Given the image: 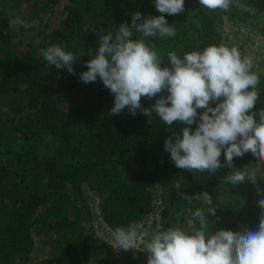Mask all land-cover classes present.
<instances>
[{"label": "trees", "instance_id": "trees-1", "mask_svg": "<svg viewBox=\"0 0 264 264\" xmlns=\"http://www.w3.org/2000/svg\"><path fill=\"white\" fill-rule=\"evenodd\" d=\"M242 6L264 11V0H231L226 11L185 0L184 12L164 14L176 35L148 37L145 42L157 51L162 67H170L168 52L182 58L208 45L227 46L223 19ZM10 7L11 0H0V264L29 259L34 228L53 237V250L25 264H111L103 256L104 242L84 228L91 214L86 188L99 194L101 215L112 230L139 224L154 210L157 197L161 230L180 227L191 233L199 227L192 215L198 208L205 211L209 232L258 228L261 211L218 202L232 168L213 174L175 167L164 142L168 137L174 142L188 125H167L154 111L151 118L140 110L130 115L127 108L112 115L114 96L100 78L94 83L80 80L79 73L87 70L84 62L91 58L85 53L98 48L99 36L121 24L131 25L136 11L143 17L160 15L153 0H67L59 24L40 30L42 39L26 46L12 40ZM140 37L133 29L132 39ZM57 44L76 55L75 75L49 65L39 54ZM252 70L260 81L256 111L264 108V73L254 65ZM158 98L142 97L141 106L149 108ZM27 110L32 115L19 120ZM190 127L195 130L197 124ZM220 160L223 164V152ZM252 161L260 162L246 154L234 158L233 165ZM177 181L180 189L174 187ZM204 191L212 196L214 216L195 198Z\"/></svg>", "mask_w": 264, "mask_h": 264}, {"label": "clouds", "instance_id": "clouds-1", "mask_svg": "<svg viewBox=\"0 0 264 264\" xmlns=\"http://www.w3.org/2000/svg\"><path fill=\"white\" fill-rule=\"evenodd\" d=\"M230 2L199 0L207 9L225 11ZM153 3L160 15L143 17L136 11L131 15V25L121 24L99 36L98 48L85 53L91 58L84 62L87 70L79 73L80 80L94 83L100 78L103 87L114 96L112 115L127 108L130 115L135 116L140 110L151 118L154 111L167 125L173 122L188 125L181 129L182 135H175L174 142L172 137L164 142L165 151L179 169L214 174L222 167L233 168L234 158L246 154L264 162V108L254 111L260 81L252 70V59L242 56L236 47L208 45L202 51L186 52L182 58L168 52L170 67H162L157 51L144 38L175 36L176 30L164 14L184 12L185 0H153ZM37 23L9 21L12 27L28 28ZM133 29L141 34L140 38L132 39ZM39 54L56 69L76 74L73 67L76 55L59 44L40 49ZM165 91L166 96L162 94ZM158 95L151 107L141 106L142 97L151 100ZM198 109L202 110L199 114ZM194 123L195 130L190 127ZM259 170V165L251 170H236L224 180L233 186L256 184ZM174 187L180 189L181 184L177 181ZM257 192L259 195L261 190ZM181 197L191 199L184 193ZM195 198L208 206L209 215H215L216 208L207 191ZM258 206L261 215L256 230L209 232L205 211L198 208L192 215L199 220V227L191 233L180 227L145 233L143 250L149 253L147 264H264V198L258 200ZM141 230L139 224L117 227L112 232L116 248L138 249Z\"/></svg>", "mask_w": 264, "mask_h": 264}, {"label": "rangeland", "instance_id": "rangeland-1", "mask_svg": "<svg viewBox=\"0 0 264 264\" xmlns=\"http://www.w3.org/2000/svg\"><path fill=\"white\" fill-rule=\"evenodd\" d=\"M38 2V8L35 3ZM67 0H11L10 20L19 19L27 24L32 21L38 23L32 27L18 25L10 26L12 40L14 43H20V46H26L28 42H38L42 39L40 30H52L60 20L65 16V4ZM42 7V10H41ZM45 8V9H44ZM223 37L224 43L228 47H236L242 56L250 57L255 68L264 73V11L254 10L242 6L235 13L225 15L223 19ZM1 111H7L6 106H1ZM32 115L31 110H27L19 116V120L27 119ZM259 165L256 184L245 182L242 185L233 186L223 183L219 204L232 205L244 211H261L258 206V200L264 198V167L260 162L252 161L239 164L233 167L230 172L236 170H251ZM161 187V185H160ZM257 189L261 190L258 195ZM160 188L158 189V193ZM86 198L90 204V216L84 222V228L92 233L97 239L104 242L103 247L107 260L111 264H147L149 253L143 250V245L147 240L145 233H152L161 230V212L162 204L159 197L156 199L154 210L139 225H142L140 238L137 242L138 249H129L127 251L116 248L112 237V230L104 221L100 209V196L95 191L86 188ZM33 236L35 243L30 257L27 260L17 259V264L38 260L48 256L53 250V237L50 234L39 233L34 228Z\"/></svg>", "mask_w": 264, "mask_h": 264}]
</instances>
